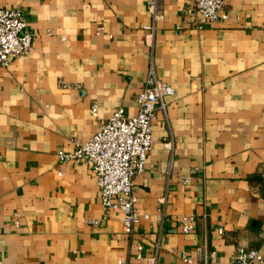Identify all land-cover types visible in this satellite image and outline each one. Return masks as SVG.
<instances>
[{
    "label": "crops",
    "instance_id": "crops-1",
    "mask_svg": "<svg viewBox=\"0 0 264 264\" xmlns=\"http://www.w3.org/2000/svg\"><path fill=\"white\" fill-rule=\"evenodd\" d=\"M191 2L162 0L150 46L147 0H0L23 11L34 41L0 66V264H148L159 240L157 264H189L182 254L230 264L240 247L264 255V0H231L202 29ZM152 56L175 94L134 181L141 221L127 227L120 211L104 220L91 168L58 154L117 108L138 113ZM183 216L196 219L189 235Z\"/></svg>",
    "mask_w": 264,
    "mask_h": 264
},
{
    "label": "built area",
    "instance_id": "built-area-1",
    "mask_svg": "<svg viewBox=\"0 0 264 264\" xmlns=\"http://www.w3.org/2000/svg\"><path fill=\"white\" fill-rule=\"evenodd\" d=\"M231 0H192L188 14H195L197 26L202 29L208 23H216L226 18L223 14L226 4ZM162 0H147L152 24L146 26V41L152 46L157 30V24L165 19L161 8ZM34 48L33 36L27 31L25 15L20 9L0 8V66L8 67L14 60L29 55ZM175 94L174 88L161 80L156 72L154 57H150L146 83L137 97L138 113L130 116L125 109L117 108L112 116L103 122L97 133L87 142L76 144L74 152L67 154L60 151L61 161L75 160L86 163L95 174L99 187V199L106 211L104 220L115 211L125 216L127 227L141 221L134 192L135 178L146 169V160L153 147V125L158 112H166V99ZM94 117L98 116V107L92 108ZM166 148L173 152L174 142L165 143ZM166 198H162L159 209L160 218L165 216ZM145 218H147L145 216ZM183 234L189 235L195 230L196 219L193 216H183L180 220ZM98 224L99 221H95ZM15 225L21 226L20 215H16ZM223 235L224 230L219 229ZM144 246L137 247L136 258L143 259ZM161 250V241L155 244L154 254L147 259L148 264H157ZM198 254L207 261L216 256V251L210 254L199 248ZM185 262L192 264V259L182 254ZM120 264H125L121 261ZM230 264H264V255L260 250L245 247L238 248Z\"/></svg>",
    "mask_w": 264,
    "mask_h": 264
}]
</instances>
